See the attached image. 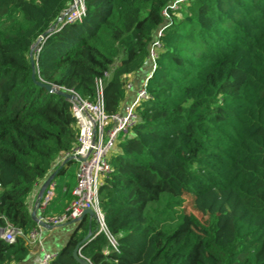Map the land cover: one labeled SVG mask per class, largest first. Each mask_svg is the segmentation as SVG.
Segmentation results:
<instances>
[{
  "label": "trees",
  "instance_id": "16d2710c",
  "mask_svg": "<svg viewBox=\"0 0 264 264\" xmlns=\"http://www.w3.org/2000/svg\"><path fill=\"white\" fill-rule=\"evenodd\" d=\"M174 1L85 0L67 21L73 0H0V226L23 233L0 238V264L30 257V196L78 141L71 100L38 82L94 101L101 81L111 115L156 38L149 96L99 188L117 249L87 214L49 264H79V243L91 264H264V0Z\"/></svg>",
  "mask_w": 264,
  "mask_h": 264
},
{
  "label": "built area",
  "instance_id": "2783aa9c",
  "mask_svg": "<svg viewBox=\"0 0 264 264\" xmlns=\"http://www.w3.org/2000/svg\"><path fill=\"white\" fill-rule=\"evenodd\" d=\"M185 0H175L171 9L178 7L180 2ZM85 0H73L70 8L65 12L67 21L81 20L86 14ZM164 14L170 18L169 11ZM161 33V31L159 32ZM161 42L156 38L149 53V65L151 71L156 68V57ZM36 48V46H35ZM150 71V73H151ZM147 75L141 85L136 89L135 97L123 108L113 114H108L105 110L102 82L98 83V93L94 101L82 98L72 89L65 90L73 95L72 112L76 118L79 133L78 141L72 152L66 154V158L75 159L78 163L76 171V185L73 189V200L66 207L65 211L59 215H46L48 208L55 196V184L51 183L43 196L37 202L38 217L49 225L59 226L82 215L85 209H92L99 221V232L105 233L113 248L117 249L118 242L110 233L104 214L100 208L99 188L104 176L110 171L111 165L108 157L117 144L119 135H126L136 125L138 113L136 106L149 96L147 83L150 77ZM127 91L134 89V83L126 84ZM1 188V183H0ZM39 225V224H38ZM2 238L7 241H14L17 235H22L21 229L7 223L4 227ZM42 230V226L34 229L27 241L30 245L35 243ZM55 257V253L43 251L33 258L32 264H49Z\"/></svg>",
  "mask_w": 264,
  "mask_h": 264
},
{
  "label": "crops",
  "instance_id": "0c3cea01",
  "mask_svg": "<svg viewBox=\"0 0 264 264\" xmlns=\"http://www.w3.org/2000/svg\"><path fill=\"white\" fill-rule=\"evenodd\" d=\"M141 72H138L136 75H131L129 77L130 78L129 80L134 83V89L128 92L127 99L124 102V104L130 102L135 97L136 89L141 85L142 78H143L142 75H141L142 74ZM66 159L67 158L65 157V155L60 154L54 160L53 165H52V169L47 174V176L43 180H41L40 182H38L35 185L34 190H33L32 194L30 196V199H29V203H30V206L29 207H30V210L31 211H33L35 209L37 211V215L40 214L39 210L37 209V202L39 201V193H40V190H41L44 182L47 180V178L49 176H51L56 171L58 172L59 169L61 167H63V166L65 167V171L66 172L64 174H58V173H56L55 174V177L51 181V183H54L55 184L56 183V180H59L61 178V179H63V182L65 183V185H64V187H63V189L61 191H57L55 189V196H54V198H56V197L58 198L57 203L55 205V208H57L58 210H61V213H63L65 211L66 207H67V205L64 206L65 205V197H66V195L69 192H71V194L73 196V189H74V187L76 185V175L72 176L70 173H68V169H69L68 167H69L70 164L65 163L66 162ZM72 162L75 163L74 166H76L77 161L75 159H73ZM77 165H78V163H77ZM76 171H77V169H76ZM75 174H76V172H75ZM73 198H74V196H73ZM73 198H72V200H73ZM54 211H56V210L55 209L54 210H51V213L50 214H46V215H59V212L58 213H55V214H52ZM78 224H79V222L78 223H74V224H67V225L66 224H62V225H59V226H54L53 228H45V227H42V230H41L40 235L43 236L46 233L48 235L44 238V240H41L38 237L36 239L35 243H33L32 245H30V253H31L30 254V257L27 260H25L24 262L19 263V264H32L33 258L35 256H38L39 254H41L43 251H49V252L56 253L60 248H62L67 243V241L70 238V235L76 229V227H77ZM68 225H71L72 227H70V229H71L70 232H68V234H66L67 240H65L63 242L62 238L59 239L58 236L53 235V234H55V232H56L55 230L57 229V227H60V226H68ZM49 236H52L50 240L48 238ZM46 244L47 245L49 244V245L47 246Z\"/></svg>",
  "mask_w": 264,
  "mask_h": 264
},
{
  "label": "water",
  "instance_id": "95a60500",
  "mask_svg": "<svg viewBox=\"0 0 264 264\" xmlns=\"http://www.w3.org/2000/svg\"><path fill=\"white\" fill-rule=\"evenodd\" d=\"M30 57H31V62L34 64V60H33V49L31 50L30 52ZM33 79H35V74H33ZM39 85L45 87L48 91H53V92H58L60 94H63L66 98L68 99H72L73 98V95L70 94V93H67L66 91H62V90H59L57 89L56 87H54L52 84L50 83H44V82H41L39 81L38 82ZM69 159H72V158H69ZM69 159H66L67 161ZM57 173V171L55 173H53L51 176H49L47 178V180L44 182L41 190H40V193H39V199L43 196V194L45 193L47 187L50 185L51 181L53 180V178L55 177V174ZM95 215L94 214V211L92 209H85L84 212L82 213V215L80 217H78L77 219H73L67 223H65L66 225L67 224H74V223H78L85 215ZM31 217L42 227H45V228H53L54 226L53 225H49L48 223L44 222L43 220H41L38 215H37V211L34 209L32 212H31ZM4 227L0 226V238H2V234L4 233ZM88 239V236L85 237L84 240H87ZM73 256L74 258L76 259V261L79 263V264H91L90 261L84 257H82L80 255V243L75 247L74 251H73Z\"/></svg>",
  "mask_w": 264,
  "mask_h": 264
},
{
  "label": "rangeland",
  "instance_id": "374dc122",
  "mask_svg": "<svg viewBox=\"0 0 264 264\" xmlns=\"http://www.w3.org/2000/svg\"><path fill=\"white\" fill-rule=\"evenodd\" d=\"M35 47H33V49H34ZM148 71H150L149 70V66L148 65H146L145 66V68L142 70V77H143V75L145 74V72H148ZM146 77V76H145ZM121 138H123V135L121 134V135H119L118 136V140L119 139H121ZM117 140V141H118ZM75 165V163H70V165H69V169H68V173H70L72 176H74V175H76L75 174V172H76V169H77V163H76V166H74ZM63 174V173H62ZM58 179V178H57ZM59 181V185H60V189H63V187H64V185H65V183L63 182V179H59L58 180ZM184 208L186 209V211L187 212H193V213H195V214H197V215H199L198 214V212L193 208V206H192V204H191V199L189 198V197H187L186 199H185V202H184ZM32 212V211H31ZM70 227H72L71 225H68V226H60V227H57V229L55 230L56 232H55V234H53V235H56V236H58V238L60 239V238H62V240H63V242L65 241V240H67V237H66V234H68V232H70ZM48 234L46 233L45 235H43V236H39V239H41V240H44V238L47 236ZM51 237L52 236H49L48 238H49V240L51 239ZM47 245V244H46ZM49 245V244H48ZM47 245V246H48ZM32 247V246H31Z\"/></svg>",
  "mask_w": 264,
  "mask_h": 264
}]
</instances>
